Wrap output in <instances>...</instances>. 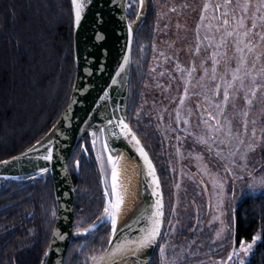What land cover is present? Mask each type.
Instances as JSON below:
<instances>
[{"label": "trees", "instance_id": "1", "mask_svg": "<svg viewBox=\"0 0 264 264\" xmlns=\"http://www.w3.org/2000/svg\"><path fill=\"white\" fill-rule=\"evenodd\" d=\"M149 1V14L133 44L127 117L154 156L145 141L155 148L156 139L139 117L150 64L157 56L164 59L157 54L155 1ZM137 9V4L130 5V20ZM73 33L70 0H0V161L40 141L65 111L76 76ZM187 51L189 55L192 49ZM84 142L90 157L80 146L69 165L76 189L75 230L100 215L105 178L108 187L110 178L108 165L104 163L102 173L96 164L88 137ZM77 160L79 172L74 166ZM53 210L57 211V204L52 179L0 183V264L42 263L55 227ZM234 216L238 245L241 239L250 241L254 234L264 233V195L243 198ZM110 233L107 222L91 236L73 238L64 264H91V257L108 247ZM253 250L247 264H264V235ZM159 255L158 248L151 264H158Z\"/></svg>", "mask_w": 264, "mask_h": 264}, {"label": "rangeland", "instance_id": "2", "mask_svg": "<svg viewBox=\"0 0 264 264\" xmlns=\"http://www.w3.org/2000/svg\"><path fill=\"white\" fill-rule=\"evenodd\" d=\"M154 1L157 12L155 31L157 54L163 55L164 59L157 56L150 64V71L141 91L139 117L147 122L146 127L156 139L155 148L149 141L145 142L154 153L153 160L158 162V166H156L164 185L166 222L163 234L167 233V235H163V239L164 242L167 241L166 256L169 260L176 259V264H218L222 258L227 259L235 242L236 216L234 214L236 208L246 196L262 194L259 189L256 191L248 189L247 176L244 181H235L233 184L232 175L225 171L226 166L231 167L229 160L216 156L215 149L211 153L206 151L205 146L200 145L197 140L199 134L207 131L201 120L215 123L209 119L206 111H213L216 114L213 107L216 103L225 108L223 117H219L221 122L224 123L225 118L231 120L233 131L240 127L243 119L240 111L249 107L245 103L244 96L250 86V81L245 79V88L243 89L239 88V81H237L236 88L229 90L232 95L225 105L222 102L223 84L219 77L225 75L226 62L233 68L236 66L237 54L234 52L232 39L229 38L226 48L220 49L221 52L227 51L229 59L227 61L224 58L220 59V63L217 65V79L215 81L210 79L212 75L211 55L216 42L203 40V37L206 34L213 35V32L208 31L206 27L209 23L216 24V21L211 20L212 8L209 7L205 13L207 18L201 22L200 15L205 0ZM209 2L220 3L221 0H209ZM233 2L235 3V0ZM215 15L219 16V11ZM246 23L249 27L251 26L250 20ZM197 24H202L199 30L200 41L196 36ZM260 30L256 29V31ZM216 37L218 40V33ZM197 43L200 46L199 52L196 51ZM210 44L211 46H209ZM188 48L192 49L189 55ZM256 50L260 51L261 49ZM202 61H204L203 68L208 69L207 74L201 66ZM252 62L253 54H249V65ZM261 64H264V57H261L256 68L259 69ZM178 65L179 68L184 69L183 72L178 70ZM193 67L195 71L192 73L191 82H188L189 95L185 97V104L179 107V99L184 94L187 82V70ZM226 79H231L230 72L227 73ZM218 83L221 84V95L213 97L209 90ZM205 94L208 95L207 100ZM178 107L181 113L179 122L176 120ZM189 111H191L190 115ZM184 119L189 120L187 125L183 123ZM248 120L249 135L253 127L251 121L255 120L257 136H260V129L264 128V88L257 91L250 106ZM245 143H248L247 137H245ZM220 147L225 149L224 155L227 156L229 145ZM240 151L244 152L245 148L241 146ZM157 152L159 153L157 154ZM192 153H202L203 161H197L191 155ZM101 155L104 158L102 152ZM236 162L237 165L242 163L238 156ZM203 164H207L216 179L227 181L223 197L225 216H220V211H218L216 193L219 189H213L212 178L203 172ZM247 164L249 169H256L254 174L257 178L264 173V142L261 143V147L248 153ZM233 171L239 172L240 169L234 167ZM202 180L204 183H201ZM233 187L235 196L232 195ZM221 219L229 225V228L222 232L220 237H217V231L222 228ZM169 221L174 226V230L170 227ZM108 223L110 224V222ZM250 256L251 254L245 258L246 264ZM158 264H161L160 255ZM229 264L232 262L230 261Z\"/></svg>", "mask_w": 264, "mask_h": 264}, {"label": "water", "instance_id": "3", "mask_svg": "<svg viewBox=\"0 0 264 264\" xmlns=\"http://www.w3.org/2000/svg\"><path fill=\"white\" fill-rule=\"evenodd\" d=\"M85 2L86 8L79 26L74 23L72 10L76 76L71 98L65 111L49 133L41 138L40 143L34 144L37 151L28 152L27 149L14 156L18 159L12 157L3 160L8 161L7 164L0 163L1 184L30 182L45 178H50L53 181L57 204L54 230L63 235L64 239H60L52 233L51 241L42 258L43 264H64L73 238L91 236L107 223L97 222L96 228L88 233L77 234L75 230L76 189L69 165L73 153L80 146L87 159L90 157L88 152L84 151L86 149L84 141L88 137L96 164L101 169V163L96 159L97 151L101 149V143L98 141L93 147L91 135L93 130L111 129L110 132L100 136V141L107 140L110 151L117 150L113 153L119 157L117 163H129L124 187L127 190L131 188V190L129 200L124 206H121L118 214V230H123L125 234L135 235L137 225L133 223V218L139 214L144 206L155 201L156 198L151 195L153 186L150 183L151 178L147 176V166L136 151L135 143H130L129 138L120 133L119 128L115 126L120 118H123L136 134L156 169L164 205L162 234L166 222V200L161 174H159L150 151H148L136 129L131 126L127 117L133 44L137 32L149 14V3L144 0L143 7L139 6L138 8L139 17L136 16L131 21L128 9L135 0H90V2L85 0ZM129 24L132 27L131 34L128 31ZM98 34L102 38H98ZM124 56H128L129 61L124 66L125 71L117 76L118 65L124 63ZM109 119H113V124H107ZM113 132L116 135H113ZM49 140L52 141L51 144L48 143ZM46 147L53 148L51 161L43 159L46 154ZM25 153L27 154L22 155ZM102 153L104 155L103 161L108 165V152ZM41 167H46L47 172L41 173L39 171ZM108 167L110 170L111 166L108 165ZM78 168L76 166V169ZM126 223L130 225L131 232L124 228ZM234 239L237 247V228ZM113 242L115 243V237H113ZM110 247L108 243L106 249H110ZM157 250L158 247L154 246L138 252L135 256L131 253H124L111 260H106L105 264H151Z\"/></svg>", "mask_w": 264, "mask_h": 264}, {"label": "snow or ice", "instance_id": "4", "mask_svg": "<svg viewBox=\"0 0 264 264\" xmlns=\"http://www.w3.org/2000/svg\"><path fill=\"white\" fill-rule=\"evenodd\" d=\"M90 2V0H89ZM72 10L74 13V23L76 26H79L81 23L82 15L85 12L86 2L85 0H70ZM144 0H139V6L143 7ZM212 8L213 14L211 20L216 21V24L213 25L209 23L206 27L208 31L213 32V35H205L203 40L215 41V49L212 52V75L211 80L215 81L217 79V65L220 63V59L224 58L226 61L229 59L227 57V51L221 52V48H226L229 38L232 39L234 52L236 56V66L233 68L227 62L225 64V75H221L219 79L223 84L222 91V102L226 105L229 101L232 93L230 89H234L237 86V81H239V88H245V79L250 81V86L247 88V91L244 96V100L247 106L245 109L240 111L242 120L240 127L233 131L232 121L225 118V122L222 123L219 117H223L225 108L221 107V104L216 103L213 105L216 114L213 111H206V115L210 120L215 121V123H210L209 120H201V123L205 126L207 131L205 133L198 135L197 142L200 145L205 146V150L208 152H213L215 149V155L221 159H228L231 167L226 166L225 171L230 173L233 177V184L235 181H244L245 177H248V189L251 191H256L257 189L261 190V194L264 195V173L259 175V178L254 174L256 169H249L247 164V157L249 152L255 151L258 147H261V143L264 142V128L260 129V136H257V128L255 127L256 121L252 120L251 123L253 127L251 129V134L249 135V111L250 106L253 103V99L256 97L257 91L264 88V64H261L259 69L256 68V64L261 61V57H264V0H221L220 3H210L209 0H205V3L202 7V13L200 15V21L203 22L207 17L205 13ZM251 10V11H250ZM219 11L220 15L216 16L215 13ZM259 13V15H258ZM137 17L140 13L137 11ZM251 21V26L249 27L246 21ZM202 24H197L196 36L197 40L200 41L201 37L199 30ZM261 29L256 31V29ZM129 34L132 32L131 24L128 25ZM219 34V39L217 40L216 34ZM98 38H102L98 34ZM211 46V44L209 45ZM199 43L196 45V51L199 52ZM260 48V51L256 49ZM253 54V62L251 65L248 63V55ZM124 63L118 65L119 71L116 73L119 76L122 72L125 71V65L128 63V56L123 57ZM204 61L201 62L203 68ZM178 70L183 72L184 69L179 68ZM195 71V68L187 70V82L184 88V94L179 99V107H182L185 104V97L189 95L188 92V82L192 80V73ZM205 74H207L208 69L203 68ZM231 73V79H226L227 73ZM259 81V82H258ZM115 83V81H113ZM212 93L213 97L221 95V84H216L213 89L209 90ZM205 99H208V95L205 94ZM179 107L176 112V120L180 121L181 113ZM235 108V104L233 105ZM67 111V110H66ZM191 111H189V115ZM184 124H188L189 120L184 119ZM107 124H113V119H109ZM119 128L120 133H122L126 138H129V142H134L136 146V151L139 156L143 158L144 164L147 166V176L151 178L152 193L151 195L155 197V201L151 204H147L142 208L137 216L133 218V223L137 225L135 229V235L125 234L123 230H118V214L121 210V205L123 203V198L118 191V177L119 171L117 166L118 156L113 153L117 150L113 149L110 151V146L107 140L100 141V136L105 135L107 132H110L111 129L100 128L98 130H93L91 135L93 137L92 145L96 146L98 141L101 143V149L97 151L96 159L101 161V172H104V161L101 155V152H108L107 163L111 166L110 168V177H111V186L108 187L107 177L105 178V189L104 196L105 202L103 205V210L99 216L96 217V221L88 224L87 227H81L79 224L76 227L77 234L88 233L94 230L97 226V222H110L111 224V233L109 234V245L110 249H105L102 254L99 256L93 255L91 257L92 264H105L106 260H111L112 258L122 255L124 253H131L135 256L138 252H141L145 249L151 247H158L159 254L161 256V264H176V259L169 260L166 256L167 241L165 243H159L163 239L161 227L163 224L164 218V205L162 199V193L160 192V181L156 174V169L152 164V161L149 159L147 152L140 144V140L137 138L136 134L132 131L129 125L125 122L123 118H120L115 125ZM99 133V135H98ZM116 135V133H112ZM245 137L248 138V143H245ZM179 139V138H178ZM235 142V143H233ZM39 144L40 141H37ZM52 143L51 140L48 142ZM221 145H229L227 148V156L224 155L225 149L220 147ZM241 146L245 148L244 152H241ZM37 151L36 146L33 145L28 149V152ZM46 154L43 156L45 161H51L53 159V148L46 147ZM87 151V149H84ZM179 151V150H178ZM22 154V155H26ZM197 161H203L202 153H192ZM239 157V160L242 161L237 165L236 157ZM18 159V158H13ZM0 163L7 164L8 161H0ZM76 166L79 167L80 161L77 160ZM200 165L198 164V168ZM239 167V172H234L233 168ZM46 167H41L39 171L41 173L47 172ZM205 175L211 177V183L213 189H219L216 193L218 197V211H220V216H225L224 211V189L226 180H219L215 178V174L211 172L207 164H203L202 168ZM201 183H204L202 180ZM179 187V185H177ZM232 195L235 196V189H232ZM173 211H175L173 209ZM52 217L56 216L55 210L51 213ZM219 219L220 217H216ZM222 228L217 231L216 236L220 237L222 232L226 231L229 228V225L225 224L224 220L221 219ZM170 227L174 230V226ZM124 228L129 229V232L132 231L130 225L127 223L124 225ZM53 235L58 236L60 239H64V236L59 232L53 230ZM264 233L258 232L254 234L250 241L241 239L239 241V247L233 244L232 249L230 250L227 259H221L218 264H229L231 261L232 264H246L245 258L253 253L254 246L258 241L262 239ZM113 237H115V243L113 242ZM235 257V260L233 258ZM43 264V262H42Z\"/></svg>", "mask_w": 264, "mask_h": 264}, {"label": "bare ground", "instance_id": "5", "mask_svg": "<svg viewBox=\"0 0 264 264\" xmlns=\"http://www.w3.org/2000/svg\"><path fill=\"white\" fill-rule=\"evenodd\" d=\"M117 166H118V171H119V177H118V185H119V188H118V191L120 192L122 198H123V203L121 206H124L125 203L129 200V192L131 190L130 189H125L124 187V182L126 180V170L128 169L129 167V163H122V162H118L117 163ZM110 186H111V177H110Z\"/></svg>", "mask_w": 264, "mask_h": 264}, {"label": "flooded vegetation", "instance_id": "6", "mask_svg": "<svg viewBox=\"0 0 264 264\" xmlns=\"http://www.w3.org/2000/svg\"><path fill=\"white\" fill-rule=\"evenodd\" d=\"M148 1V3H149V9H150V6H151V4H152V2H150L149 0H147ZM135 4H137L138 5V8H139V2H138V0H135V2H134ZM137 11H138V9H137ZM137 13V12H136ZM148 13H149V11H148ZM137 16V15H136ZM136 16H135V18H136ZM134 18V19H135ZM133 19V20H134ZM133 20H131V21H133ZM75 166V165H74ZM76 167V166H75ZM79 169V170H78ZM78 169H76L78 172L80 171V167L78 168ZM165 200H166V198H165Z\"/></svg>", "mask_w": 264, "mask_h": 264}]
</instances>
